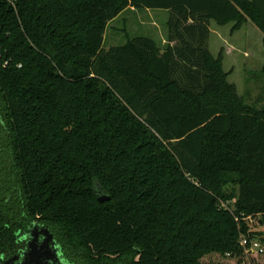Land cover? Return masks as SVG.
<instances>
[{"label":"trees","instance_id":"16d2710c","mask_svg":"<svg viewBox=\"0 0 264 264\" xmlns=\"http://www.w3.org/2000/svg\"><path fill=\"white\" fill-rule=\"evenodd\" d=\"M127 10L169 13L164 50L103 48ZM213 22L264 36V0H0V264L36 228L70 264H264L241 247L264 226V111L228 85Z\"/></svg>","mask_w":264,"mask_h":264},{"label":"rangeland","instance_id":"374dc122","mask_svg":"<svg viewBox=\"0 0 264 264\" xmlns=\"http://www.w3.org/2000/svg\"><path fill=\"white\" fill-rule=\"evenodd\" d=\"M169 17V14L163 11L127 10L109 24L103 48L108 51L124 45L129 38L148 37L164 50L168 44ZM234 26L235 24H229L219 27L216 23H211L209 51L215 59L222 57L227 83L235 89L236 96L243 105L261 112L264 111V36L250 22L237 32L233 31ZM224 192L228 196H238L239 186L231 182L225 186ZM247 222L251 231L258 234L255 240L264 247V226L260 225V219L252 218V221L247 219ZM261 261L264 262L263 259ZM204 262L224 261L214 256L205 259Z\"/></svg>","mask_w":264,"mask_h":264},{"label":"flooded vegetation","instance_id":"af4514ba","mask_svg":"<svg viewBox=\"0 0 264 264\" xmlns=\"http://www.w3.org/2000/svg\"><path fill=\"white\" fill-rule=\"evenodd\" d=\"M32 236L35 238V249L38 254H48L50 256L51 260L47 261L45 258L40 261V264H70L67 260L61 246L53 239H50L48 242H45V240L48 238V236H45L44 229L42 228H36L33 230L32 233L28 234L26 237V247L23 250L22 254L18 256V260L15 264H32L31 258L28 257L26 260L24 259V254L27 251L29 244L32 241ZM44 246V248L41 250V247ZM33 264H38L36 261L33 262Z\"/></svg>","mask_w":264,"mask_h":264},{"label":"water","instance_id":"95a60500","mask_svg":"<svg viewBox=\"0 0 264 264\" xmlns=\"http://www.w3.org/2000/svg\"><path fill=\"white\" fill-rule=\"evenodd\" d=\"M110 201V198L109 197H106V196H103L101 198H99V202L100 203H104V202H108ZM44 234L45 236H48V238L45 240V242H48L50 239H52V236L50 235V233L46 230H44ZM35 238H33L32 236V241L31 243L29 244V247L27 249V251L25 252L24 254V259L26 260L28 257L31 258V263L33 264L34 261H36V263L40 264V261L42 259H46L47 261L51 260L50 256H48V254H38L36 252V249H35ZM44 248V246L41 247V250Z\"/></svg>","mask_w":264,"mask_h":264},{"label":"built area","instance_id":"2783aa9c","mask_svg":"<svg viewBox=\"0 0 264 264\" xmlns=\"http://www.w3.org/2000/svg\"><path fill=\"white\" fill-rule=\"evenodd\" d=\"M249 221H252V218H248ZM241 247L244 250V253L248 256L250 254H264L263 245L257 240L248 242L246 238L241 239Z\"/></svg>","mask_w":264,"mask_h":264},{"label":"crops","instance_id":"0c3cea01","mask_svg":"<svg viewBox=\"0 0 264 264\" xmlns=\"http://www.w3.org/2000/svg\"><path fill=\"white\" fill-rule=\"evenodd\" d=\"M134 11H135V10H134ZM165 13H166V14H169L168 12H165ZM168 44H169V43H168ZM168 44H167V45H168ZM170 45L173 46L174 44H170Z\"/></svg>","mask_w":264,"mask_h":264}]
</instances>
